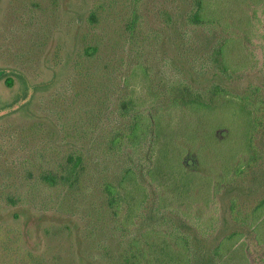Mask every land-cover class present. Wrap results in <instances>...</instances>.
<instances>
[{
	"label": "trees",
	"instance_id": "trees-1",
	"mask_svg": "<svg viewBox=\"0 0 264 264\" xmlns=\"http://www.w3.org/2000/svg\"><path fill=\"white\" fill-rule=\"evenodd\" d=\"M21 2L39 7L50 22L59 9V0H14L15 5ZM148 19L159 23V33L169 40V60L182 74L166 106L158 105L160 94L144 62L125 59ZM114 21L121 28L125 54L116 51L115 60L102 67L103 35L98 31L113 29ZM86 23L74 71L87 70L95 77L110 69L113 85L104 87L106 95L97 98L96 109L86 117L72 127L60 124L62 150L55 158L48 156V167L39 179L46 187L63 188L67 197L79 195L85 181L90 184L86 191L90 219L82 241L89 249L93 245L115 249L107 259L93 254L87 264H193L201 236L208 238L217 228L216 212L207 219L203 215L205 193L209 204L217 201L227 185L255 182L259 168L261 186L264 183V148L256 143L264 131L263 88L251 83L240 91L231 86L259 62L251 45L264 48V0H91ZM7 84L12 86L13 79ZM141 91L142 99L136 97ZM113 95L118 97L114 100ZM165 109L187 110L195 118L189 146L179 145L180 153L173 150L171 157L169 142L159 144ZM221 128L227 131L218 138ZM98 154L108 161L95 160ZM98 163L112 167L111 173L103 170L97 177L90 169ZM207 167L213 171L208 173ZM162 173L172 176L171 192L158 186ZM206 184L204 191L201 186ZM239 196L230 197L231 217L237 227L253 230L264 211V190L251 208ZM245 236V230L235 228L218 241L213 255L224 256Z\"/></svg>",
	"mask_w": 264,
	"mask_h": 264
},
{
	"label": "rangeland",
	"instance_id": "rangeland-1",
	"mask_svg": "<svg viewBox=\"0 0 264 264\" xmlns=\"http://www.w3.org/2000/svg\"><path fill=\"white\" fill-rule=\"evenodd\" d=\"M11 1L14 3V0H0V264H87L93 254L107 259L115 246L106 249L93 245L89 249L81 238L87 233L85 227L90 219L86 210L90 184L85 181L79 195L72 193V197H67L63 188L46 187L39 179L48 167V156L55 158L56 152L62 150L65 141L60 124L72 127L86 117L89 110L96 109L97 98L106 95L104 87L113 85L114 74L110 69L102 70L101 74L105 73L96 75L99 77L95 80L86 67V73L80 74L73 68L84 44L81 34L88 28L86 18L91 0H59V9L53 13L51 22L39 7L29 8L23 2L15 5ZM159 27L153 19L146 20L138 44L132 46V57L125 59L144 62L154 90L160 94L158 105L166 106L173 94L171 89H177L182 74L169 60V40L159 33ZM120 30L118 21H114L113 29L98 31L103 35L99 56L102 67L108 60H115L116 51L119 56L125 54ZM251 46L259 62L239 74V81L231 86L241 91L251 83L258 84L264 92V48L256 43ZM55 52L59 55L55 56ZM89 67L92 69V63ZM9 78L13 79L12 86L7 84ZM138 87L143 90L140 84ZM144 96L142 91L136 94L140 99ZM167 111L159 144L163 140L169 142L167 150L171 147V157L174 151L180 153L179 145L189 146L195 118L187 110ZM225 131L226 128L219 129L218 138H223ZM256 143L264 148V131L257 135ZM95 160L108 161L100 154ZM106 166L98 163V167L90 170L100 177L103 170L111 173L113 168ZM207 170L211 173L213 168ZM255 175V182L246 180L227 185L217 201L210 204L205 193L201 203L203 215L207 219L216 212L217 228L208 238L201 236L200 244L194 248L193 264H264V208L259 210L263 212L254 222L253 230L237 227L229 211L230 197L234 194H239L250 208L255 197L261 196L264 183L261 186L260 168ZM171 179L170 174L162 173L157 179L160 189L170 188L171 192L168 185ZM201 188L207 191L209 187L206 184ZM171 206L166 209L167 214ZM235 228L245 230L244 239L234 244L223 258L214 256L218 241Z\"/></svg>",
	"mask_w": 264,
	"mask_h": 264
}]
</instances>
